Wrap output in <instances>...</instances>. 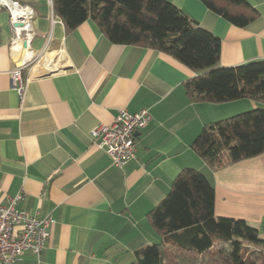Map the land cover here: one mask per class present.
<instances>
[{"label": "crops", "instance_id": "obj_1", "mask_svg": "<svg viewBox=\"0 0 264 264\" xmlns=\"http://www.w3.org/2000/svg\"><path fill=\"white\" fill-rule=\"evenodd\" d=\"M18 1L33 9L31 49L46 50L23 70L20 100L9 71L21 52L0 7V203L20 194L17 208L50 226L41 252L16 264H130L141 244L162 239L147 214L184 168L213 184L216 216L243 219L264 239V153L216 169L191 148L205 126L264 102L191 101L184 84L199 73L167 54L112 43L91 18L68 31L51 0ZM169 1L219 38L218 66L264 59V0H247L258 14L244 27L201 0ZM121 109L151 119L135 136V158L118 168L90 131Z\"/></svg>", "mask_w": 264, "mask_h": 264}, {"label": "trees", "instance_id": "obj_2", "mask_svg": "<svg viewBox=\"0 0 264 264\" xmlns=\"http://www.w3.org/2000/svg\"><path fill=\"white\" fill-rule=\"evenodd\" d=\"M231 24L244 27L258 14L247 0H201ZM70 31L93 19L116 44L140 45L167 54L198 72L185 82L195 102L248 98L264 102V59L218 66L220 40L169 0H51ZM192 150L216 169L264 153V107L205 126ZM214 186L192 168L182 169L169 192L151 209L155 243L141 244L130 264H264V239L243 219L214 212ZM169 240V242H168Z\"/></svg>", "mask_w": 264, "mask_h": 264}, {"label": "built area", "instance_id": "obj_3", "mask_svg": "<svg viewBox=\"0 0 264 264\" xmlns=\"http://www.w3.org/2000/svg\"><path fill=\"white\" fill-rule=\"evenodd\" d=\"M0 7L9 13L13 30L11 47L21 52L18 63L9 71V75L12 89L22 100L25 84L29 80V76H23V70L39 62L46 48L35 52L30 47L35 35L31 25L33 9L30 6L18 0H0ZM150 119L147 109L136 113L121 109L110 124H99L91 129L92 142L105 151L114 166L121 168L135 158L136 132L144 128ZM21 197L19 194L9 198L7 205L0 203V264H16L27 251L38 255L49 237L50 220L38 219L18 209L16 205Z\"/></svg>", "mask_w": 264, "mask_h": 264}, {"label": "water", "instance_id": "obj_4", "mask_svg": "<svg viewBox=\"0 0 264 264\" xmlns=\"http://www.w3.org/2000/svg\"><path fill=\"white\" fill-rule=\"evenodd\" d=\"M138 132V131H137ZM137 132H136V134H137Z\"/></svg>", "mask_w": 264, "mask_h": 264}, {"label": "bare ground", "instance_id": "obj_5", "mask_svg": "<svg viewBox=\"0 0 264 264\" xmlns=\"http://www.w3.org/2000/svg\"><path fill=\"white\" fill-rule=\"evenodd\" d=\"M49 64V63H48ZM48 68V67H47Z\"/></svg>", "mask_w": 264, "mask_h": 264}]
</instances>
